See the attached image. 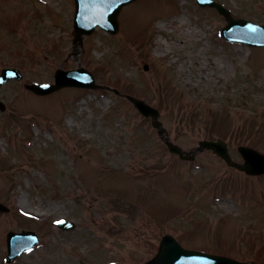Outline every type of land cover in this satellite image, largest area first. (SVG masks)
<instances>
[{"label": "rangeland", "instance_id": "obj_1", "mask_svg": "<svg viewBox=\"0 0 264 264\" xmlns=\"http://www.w3.org/2000/svg\"><path fill=\"white\" fill-rule=\"evenodd\" d=\"M216 1L235 17L264 21V0ZM73 8L71 0H0V69L19 64L25 82L45 83L57 68L80 65L157 107L184 150L222 137L237 161L240 144L264 153V49L224 42L225 20L214 9L138 0L122 10L117 35L95 29L72 45ZM14 46L27 57L10 55ZM22 89H0V201L11 210L0 214V262L5 234L30 229L42 244L14 264H130L143 255L146 228L163 223L203 222L235 257L264 254V176L227 169L208 151L181 162L150 120L112 93L67 88L37 97ZM60 219L76 229L55 228Z\"/></svg>", "mask_w": 264, "mask_h": 264}, {"label": "water", "instance_id": "obj_2", "mask_svg": "<svg viewBox=\"0 0 264 264\" xmlns=\"http://www.w3.org/2000/svg\"><path fill=\"white\" fill-rule=\"evenodd\" d=\"M82 1V0H80ZM129 0L125 1L123 4L128 3ZM118 2L116 0H87L84 5L80 2L79 3V16L78 18H84V19H88V18H92L94 19V22H99L101 23L100 25L103 26L104 28H106L107 30L111 31V32H115L117 30V15L119 12L120 8H116ZM121 7V6H120ZM229 24L230 26L225 30L224 35H226L225 33H227L228 36H233L231 31H236L237 33H242L244 34V38L240 37L241 40L239 39H235L237 41H241L244 42L245 44H248L250 46H257V47H264V26L263 27H254L252 25H250L249 23L243 22V21H232V19L228 18ZM116 29V30H115ZM78 32H82V30L77 29ZM80 73H84L83 71H80ZM58 76H67L70 77L69 80H60V83H58V87L61 86H65V85H80V86H87L88 87H94V84L90 82V80H88V82L84 81V82H80L78 81L77 77L79 75H77L76 73H71L70 76H68V74H62L61 72L58 73ZM66 81V82H65ZM32 90H34L36 93L39 94H46L48 92L53 91V89L55 88H49V89H39V88H31ZM130 101H132L135 106L141 111V113H143L145 116H152V118L154 119L153 124L154 127L156 128H160V124L156 121L158 113L156 111H154L152 108L146 106L144 103H142V101H137L134 99L129 98ZM201 149L202 148H206V149H211V151L217 153L221 158H223L224 160H226L227 164L230 166H235L237 168L245 170L248 174H261L264 173V157L258 155L256 152L250 150V149H246V148H240V152L243 156V160H245L246 165L240 166L235 164L234 162L231 161L228 152H227V147L224 143L222 142H218L214 143V142H201L200 143ZM169 149L172 152H176L179 153L178 149L172 145H169ZM192 158V157H191ZM0 210H6L5 208H3L2 206H0ZM34 239L33 235H28V234H20V235H14L12 236L9 240H13L14 239V244L18 245L19 247L21 246V249L17 250H22L26 245L29 246L31 245L32 239ZM18 240L22 241V243H20ZM165 247V246H164ZM17 252V251H16ZM165 254H164V250L161 253V256L159 255V257L157 258V260L159 258H164ZM220 263V261H215L213 259H208L207 260V264H218ZM221 263L223 264H235L230 260H221Z\"/></svg>", "mask_w": 264, "mask_h": 264}]
</instances>
